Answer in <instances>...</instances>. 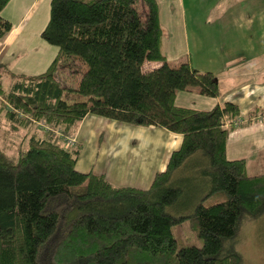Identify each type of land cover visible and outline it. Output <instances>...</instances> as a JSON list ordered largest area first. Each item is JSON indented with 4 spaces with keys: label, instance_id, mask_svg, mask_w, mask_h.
I'll return each instance as SVG.
<instances>
[{
    "label": "trees",
    "instance_id": "16d2710c",
    "mask_svg": "<svg viewBox=\"0 0 264 264\" xmlns=\"http://www.w3.org/2000/svg\"><path fill=\"white\" fill-rule=\"evenodd\" d=\"M10 1L0 0V38L12 29L2 16ZM163 33L158 0H51L41 33L58 48L49 67L25 74L0 62V113L14 130L45 125L16 159L0 146V264H245L235 242L246 219L264 214V173L251 175L245 158L227 157L237 103L210 110L176 103L185 90L219 96V78L169 60ZM89 114L166 128L183 142L148 188L117 186L78 170L80 144L64 145ZM200 156L210 193L228 199L174 214L168 208L184 190L173 177ZM184 221L201 245L176 237Z\"/></svg>",
    "mask_w": 264,
    "mask_h": 264
},
{
    "label": "crops",
    "instance_id": "0c3cea01",
    "mask_svg": "<svg viewBox=\"0 0 264 264\" xmlns=\"http://www.w3.org/2000/svg\"><path fill=\"white\" fill-rule=\"evenodd\" d=\"M158 1L161 24L164 30L162 44L167 58L169 60H180L188 57V60L197 69L211 71L217 74L219 78L221 90L219 96L212 97L196 91L185 90L177 93L176 103L180 106L200 110H210L228 101L237 103L241 110L239 119L243 126H237L230 133L226 145L227 157L229 159L245 158L251 175L264 173V47H256L254 51L249 52V54L252 53L250 56H245L239 52L241 57H246L245 60L238 61L236 60L238 59L237 57H225V55H221L220 58L217 55L215 58V54L218 53L215 46H210L205 51H202V48L196 45L194 39L217 37L215 26L212 24L216 19H205L203 15L200 17L196 13L194 16H190V12L187 11L186 0ZM240 2L241 0H218L217 2H211V4L223 9L219 10L217 18L220 17V19L232 21L233 18L226 17L227 11L236 5L237 7L240 6ZM245 2L249 7V29L253 30L256 26H261L258 24L261 22L259 20L256 21L255 18H261L264 23V0H246ZM257 5H261L263 8L258 9ZM50 9L51 0H11L2 11V16L11 21L12 29L3 38H0V58L2 59L1 62L8 65L12 71L38 74L45 71L55 58L58 48L49 44L41 36L49 21ZM233 11H230L229 16L236 17L242 13L240 8L237 11L233 9ZM200 22L201 24H199ZM206 26L209 27L205 28ZM260 32V35L253 36L255 43L258 37L264 36L261 30ZM250 37L252 38V35ZM30 41L32 44L29 43ZM26 45L32 47L29 52L33 59L36 60L35 65L28 68L20 67L15 61L16 54L18 55L21 52V47L24 50ZM37 45L45 48L43 55L33 53L34 47ZM7 51L9 52L8 54L6 53ZM202 53L207 56L204 59L202 56L197 57L199 61L196 60V55ZM217 61L221 64L219 68L216 67ZM248 64L253 67L249 69V73L243 74L241 69L238 71L241 65L248 66ZM156 66L157 64L154 63L151 67ZM117 123L119 122L93 114L87 115L81 121L76 132L78 143L81 146L77 169L82 172L94 171L96 164L100 162L104 169L98 170L96 173L105 174L114 185L148 188L155 174L166 170L172 152L181 146L183 137L181 134L166 128L154 127V125L135 126L121 123L117 125ZM116 125L120 129H124V126H127V129L133 132L139 133L138 131H140L144 136L156 133L153 128L163 130L167 135H171L170 139H166L167 142L165 140L161 142L160 140L159 145L157 147L155 145L157 149L156 157H154L156 160L155 164L151 163L150 166L138 165L135 167L140 168L139 176L136 179L128 180V176L117 173L122 168H129L125 161V156L129 152L127 150V142H124L119 137V130L117 131V128H115ZM144 136H139L141 140L138 139L136 145H141L142 142H145ZM96 141L98 146L95 158L93 157V160H89V162L83 161L80 166L79 161L83 152L89 149ZM114 162L119 164L111 167L110 163ZM140 179H144L142 183H145L146 187L138 184Z\"/></svg>",
    "mask_w": 264,
    "mask_h": 264
},
{
    "label": "rangeland",
    "instance_id": "374dc122",
    "mask_svg": "<svg viewBox=\"0 0 264 264\" xmlns=\"http://www.w3.org/2000/svg\"><path fill=\"white\" fill-rule=\"evenodd\" d=\"M217 1L218 0H186V5H187L186 7H187V11L190 12V16L192 15L194 16V14L196 13L200 17L201 15H203L205 19L207 18L216 19L215 22L212 24L215 26L216 33L218 34L217 37L215 38L205 37L201 39L200 38L194 39L196 45L201 47L202 51H205L210 46H215V49L218 52L217 54H215V58L217 57V55L219 58L221 55H225V57H232V58L237 57L238 59L236 60L240 61V60H245L246 57H241L239 52L241 54H244L245 56H250L252 53L249 54V52L254 51L256 47H264L263 46L264 36H262L261 38L258 37L256 43H255V38L253 37L256 35H260L261 33L260 30L264 34L263 20L261 18L254 17L256 21L259 20L261 22L258 23L261 26L259 27L256 26L257 28L255 27L253 30L249 29L250 28L249 20H248L249 7L245 4L246 0H241L240 6L237 7L236 5L232 9H229V11H227L226 17L233 18L232 21L224 20L223 18L220 19V17L217 18V14L219 13V10L222 9V7L217 8V6L211 4V2H217ZM238 8H240L242 11L241 15H237L236 17L229 16L230 11L234 12L233 9L237 11ZM257 8L262 9L263 6L257 5ZM199 24H201V22ZM208 27L209 26H206L205 28ZM212 31H214V29H212ZM251 35L252 38L250 37ZM29 43L32 44L31 41ZM21 49H22L21 52L18 55L16 54L15 56V61H17V64L20 67H26V68L35 65L36 60L33 59V57L30 55L29 52L32 50V47L26 45L24 46V50L22 47ZM34 50H33L34 54L36 53L38 55H43V53H45V48L39 47V45L34 47ZM6 53L8 54L9 52L7 51ZM200 56H202V58L204 59V57H206L207 55L204 53L200 55H196V60H198ZM35 57L38 58L39 56H35ZM1 60L2 59L0 58V62ZM180 61H189V60L187 57L181 59ZM220 66H221L220 62L217 61L216 67L219 68ZM145 67L151 68L150 66H145ZM250 68H253L251 64H248V66L241 65L238 71L241 69L242 70L241 72H243V74L245 73L247 74L249 73ZM1 73L5 74L3 72V68H0V74ZM1 82L4 85V87L8 89L10 87L11 78L5 75L1 79ZM239 121L240 122L237 124V126L242 124L241 120ZM121 124H125V123H121ZM117 125H119V123H117ZM117 125L115 128H117V131L119 130V137H121V139L124 142L125 141L127 142V150L129 152V154L125 156L126 158L125 161L128 164L129 168L128 169L122 168L119 171H117V173L128 176L127 178L128 180L136 179L139 176L140 168L139 167L135 168V167L138 165L150 166L151 163L155 164L156 160L154 157H156L155 153L157 152L156 147L159 145L158 143L160 142V140L161 142H164V140L165 142H167L166 139H170L171 135L170 134L167 135L163 130H158L157 128H153V131H156V133H151V134L154 136L146 135V134H145L146 136H144L143 134H141L140 131H138L139 133L133 132L132 130L127 129V126H124V129L123 128L120 129ZM37 126H39V128L45 127L44 123L34 122V126L30 128L23 127L19 130H14L11 126V122L7 119V117L3 113L2 114L0 113V146L4 148V150L10 155V157L16 159L19 155L20 149L24 151L27 150L28 140L30 139V136L33 133V129L35 127L37 128ZM135 126H141V125H135ZM76 132L74 135H69L68 137L64 138L65 139L64 145L70 148H75L76 146H78L79 143ZM139 136H144L143 138H145V142L147 141L148 142L146 144L145 142H142L141 145L140 144L136 145L138 139L141 140ZM97 146L98 144L96 141L89 149L83 152L79 164L82 163L83 161L89 162V160H93L92 158L93 157L95 158V155L97 153L96 150ZM199 159L201 160H199V162L197 163L194 162V160H190L189 162H187V164L181 167L173 177V182L181 186L184 190V193L179 201L180 203L168 208L169 211H171L174 214H179V215L190 214L195 209L196 205L201 201H203L205 205H210L215 202L225 201L228 199L227 193L224 192L210 193L211 183L207 180L204 173V167L206 166L207 162L204 157L201 158L200 156ZM118 164L119 163L115 164L114 162V163H110V166L114 167V165L117 166ZM101 169H104V166L99 162L96 164L94 168V172H97L98 170ZM143 180L144 179H140V183L138 184L143 187H146L145 183H142ZM174 232L178 239L188 237L190 242H193L198 245H201L203 242L202 239L196 236L195 232H193L194 233L193 234L190 231V226L188 221H184L181 225L174 227ZM239 238H240L239 239L240 242L237 243L236 241L235 247L243 254L245 264H264V214L260 218L246 219L242 226V231L240 233ZM229 245L230 244H226L227 247H229Z\"/></svg>",
    "mask_w": 264,
    "mask_h": 264
},
{
    "label": "built area",
    "instance_id": "2783aa9c",
    "mask_svg": "<svg viewBox=\"0 0 264 264\" xmlns=\"http://www.w3.org/2000/svg\"><path fill=\"white\" fill-rule=\"evenodd\" d=\"M240 121L238 120L237 122H236V125L239 123ZM48 129H49V127H47ZM68 137V136H67Z\"/></svg>",
    "mask_w": 264,
    "mask_h": 264
}]
</instances>
